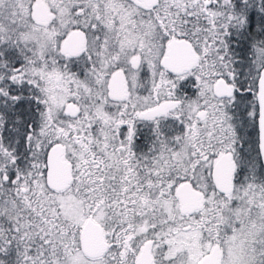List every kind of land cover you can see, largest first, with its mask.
<instances>
[{
	"label": "snow or ice",
	"instance_id": "6c2138e0",
	"mask_svg": "<svg viewBox=\"0 0 264 264\" xmlns=\"http://www.w3.org/2000/svg\"><path fill=\"white\" fill-rule=\"evenodd\" d=\"M0 264H264V0H0Z\"/></svg>",
	"mask_w": 264,
	"mask_h": 264
}]
</instances>
